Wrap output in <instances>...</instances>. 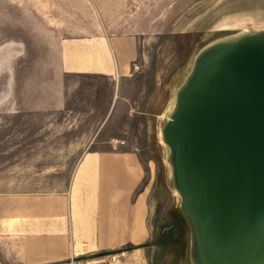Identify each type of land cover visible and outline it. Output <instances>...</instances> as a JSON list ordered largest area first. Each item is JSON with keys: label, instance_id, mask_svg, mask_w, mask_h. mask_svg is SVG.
Here are the masks:
<instances>
[{"label": "crops", "instance_id": "1", "mask_svg": "<svg viewBox=\"0 0 264 264\" xmlns=\"http://www.w3.org/2000/svg\"><path fill=\"white\" fill-rule=\"evenodd\" d=\"M155 1L0 0V41H38V97L16 100L11 83L0 97V264H154L123 137L145 115L140 85L160 80L151 51L170 8ZM6 50L0 65L21 56Z\"/></svg>", "mask_w": 264, "mask_h": 264}, {"label": "water", "instance_id": "2", "mask_svg": "<svg viewBox=\"0 0 264 264\" xmlns=\"http://www.w3.org/2000/svg\"><path fill=\"white\" fill-rule=\"evenodd\" d=\"M188 264H264V28L193 57L160 128Z\"/></svg>", "mask_w": 264, "mask_h": 264}, {"label": "rangeland", "instance_id": "3", "mask_svg": "<svg viewBox=\"0 0 264 264\" xmlns=\"http://www.w3.org/2000/svg\"><path fill=\"white\" fill-rule=\"evenodd\" d=\"M155 4L170 8V24L151 51L160 80L157 85H140L149 96L141 108L145 115L124 121L123 138L138 148L143 166L139 192L148 203L151 240L156 248L154 264H188L189 234L170 184L166 150L160 142V128L166 118L160 116L167 105L169 111L176 87L204 45L242 28H264V0H156ZM224 25L238 27L222 32ZM13 30L11 27L10 37L19 38ZM0 32L5 33L4 27ZM4 45L7 52L21 56L0 65V97L4 96L3 85L9 83L12 90L5 92L16 100L38 97V41H0V49Z\"/></svg>", "mask_w": 264, "mask_h": 264}, {"label": "bare ground", "instance_id": "4", "mask_svg": "<svg viewBox=\"0 0 264 264\" xmlns=\"http://www.w3.org/2000/svg\"><path fill=\"white\" fill-rule=\"evenodd\" d=\"M262 14V13H261ZM235 27H238L237 25H224V26H221L220 27V31H222V32H224V31H227V30H230V29H232V28H235ZM168 108H169V106L167 105V107L164 109V111H163V113L161 114V116H160V118L162 119V118H166V116H167V111H168ZM161 142V141H160ZM161 145H162V143H161ZM165 147L162 145V149H164ZM166 150V149H165ZM162 159V158H161Z\"/></svg>", "mask_w": 264, "mask_h": 264}, {"label": "built area", "instance_id": "5", "mask_svg": "<svg viewBox=\"0 0 264 264\" xmlns=\"http://www.w3.org/2000/svg\"><path fill=\"white\" fill-rule=\"evenodd\" d=\"M115 258H116L115 256H110V257H109V259H110L111 261H114Z\"/></svg>", "mask_w": 264, "mask_h": 264}]
</instances>
